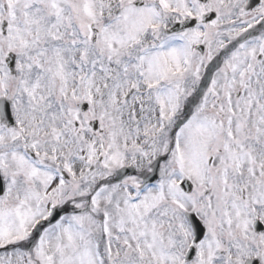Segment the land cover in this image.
Returning <instances> with one entry per match:
<instances>
[{
	"label": "snow or ice",
	"instance_id": "snow-or-ice-1",
	"mask_svg": "<svg viewBox=\"0 0 264 264\" xmlns=\"http://www.w3.org/2000/svg\"><path fill=\"white\" fill-rule=\"evenodd\" d=\"M0 264H264V0H0Z\"/></svg>",
	"mask_w": 264,
	"mask_h": 264
}]
</instances>
